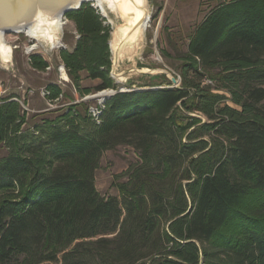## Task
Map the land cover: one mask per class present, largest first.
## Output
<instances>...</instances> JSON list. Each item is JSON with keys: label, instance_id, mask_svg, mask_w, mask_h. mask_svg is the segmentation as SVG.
I'll return each mask as SVG.
<instances>
[{"label": "trees", "instance_id": "1", "mask_svg": "<svg viewBox=\"0 0 264 264\" xmlns=\"http://www.w3.org/2000/svg\"><path fill=\"white\" fill-rule=\"evenodd\" d=\"M65 16L78 37L58 56L73 86L92 91L85 71L94 91L117 89L105 18L89 4ZM176 58L179 86L71 103L27 126L18 96L0 95V264H264V0L218 4ZM119 145L139 161L105 196L94 173Z\"/></svg>", "mask_w": 264, "mask_h": 264}, {"label": "rangeland", "instance_id": "2", "mask_svg": "<svg viewBox=\"0 0 264 264\" xmlns=\"http://www.w3.org/2000/svg\"><path fill=\"white\" fill-rule=\"evenodd\" d=\"M226 1L229 0H147L150 19L143 31L136 55L122 65L123 68L137 67L142 72L132 71L122 79L114 80L117 88L144 89L149 88L150 84L167 86L170 77L179 73L176 66L180 64V60L176 57L186 51L189 36L212 8ZM84 4L95 7L103 16L95 1H86L82 5ZM104 18L111 31L121 23L118 14L108 8ZM74 31L75 24L68 19L59 30V44L52 48L46 42L31 39L24 32L4 34V41L11 46L12 54L10 62L0 61V95L18 96L26 111L25 126L39 118L34 115H54L68 104L84 101L88 105H94L100 99L83 100L85 96L90 97L98 93L93 88L99 83L98 79L88 78L85 71L81 72L80 86L92 89L86 95L77 91L69 78L65 80L60 77V74L63 76V73L66 75L67 73L65 69L59 74L58 67L62 63L58 52L60 48L73 49L76 40ZM32 42L35 43V48L26 53ZM162 51L167 57L163 56ZM31 53H41L48 60L50 69L37 70L31 67L29 61ZM50 82L57 83L63 90L60 99L53 103L52 107L41 95L42 88ZM228 103L234 106L231 102ZM5 152V148L0 146V155ZM138 161V153L127 145H119L104 151L94 173L96 189L105 196L118 195L117 189L112 185L113 182L117 179L124 181L126 179L124 173L128 167Z\"/></svg>", "mask_w": 264, "mask_h": 264}, {"label": "water", "instance_id": "3", "mask_svg": "<svg viewBox=\"0 0 264 264\" xmlns=\"http://www.w3.org/2000/svg\"><path fill=\"white\" fill-rule=\"evenodd\" d=\"M86 1L91 0H0V37L8 32L20 33L32 27L45 41L49 40L56 35L55 20H61L68 11L78 9ZM114 13L118 14L121 23L112 29L108 46L111 54L110 77L118 80L132 71L142 72L137 67L123 68L122 65L136 55L142 37L141 27H146L150 15L147 0H121L118 11ZM132 19H136L133 24L126 23ZM170 80L172 86H177L175 76H171ZM109 90V94L128 91L125 87Z\"/></svg>", "mask_w": 264, "mask_h": 264}, {"label": "bare ground", "instance_id": "4", "mask_svg": "<svg viewBox=\"0 0 264 264\" xmlns=\"http://www.w3.org/2000/svg\"><path fill=\"white\" fill-rule=\"evenodd\" d=\"M91 1H95L97 3V6L101 8L102 10V13L106 15V8L110 9L112 12H117L118 11V8H119V5H120V2L121 0H91ZM141 2H144V0H141ZM136 19H132V20H127L126 23L128 24H133L135 22ZM55 24V32H56V35L49 39V40H44L38 33H36L34 31V29L31 27V28H28L26 30V32L28 34L31 35V37H33L34 39L38 40V41H43V42H46L48 44H50V47H54L56 45L55 41L58 37V33H59V30L61 28V22H60V19L58 18L57 20H55L54 22ZM148 24V23H147ZM147 26V25H146ZM146 27H141V30L140 32L143 34V31L145 30ZM127 28L124 29V31L126 30ZM134 36H132L133 38ZM0 45L2 46V50L0 51V57L2 58L1 61L2 62H10L11 60V54H12V48L10 45H8L5 41H4V36H1L0 37ZM63 78L65 80L68 79V76L63 73ZM122 79V78H120ZM119 79V80H120ZM109 91L110 90H104L102 92H98L94 95H91L90 98L91 99H96V98H100L102 99V97L106 94H109Z\"/></svg>", "mask_w": 264, "mask_h": 264}, {"label": "built area", "instance_id": "5", "mask_svg": "<svg viewBox=\"0 0 264 264\" xmlns=\"http://www.w3.org/2000/svg\"><path fill=\"white\" fill-rule=\"evenodd\" d=\"M67 18L64 16V17H62L61 18V20H60V22H61V26L63 25V24H65L66 22H67ZM24 34H26L28 37H30L31 39H33V40H36V39H34L33 37H31V35L30 34H28L26 31H24ZM74 34H75V38H77L78 37V34H77V32L76 31H74ZM62 45V44H61ZM35 48V43L34 42H32L31 44H29V46L27 47V49H26V53H29L31 50H33ZM45 69L46 70H49L50 69V66H47V67H45ZM58 70H59V74L63 71H65V67L63 66V65H60L59 67H58ZM60 77H62L63 78V76H62V74H60ZM175 77L178 79V83H180V76L178 75V74H175ZM177 83V84H178ZM176 84V85H177ZM202 84H212V81H210L209 79H207V78H204L203 80H202ZM178 86V85H177ZM49 94V92L47 91V89L45 88V87H43L42 88V91H41V95L42 96H44V98L46 99V96ZM108 95H110V94H106L105 96H108ZM104 96V97H105ZM60 97H61V94H60V96L59 97H57V98H55V99H53V100H49V99H46L47 100V102H48V104L50 105V107H52L53 106V103H55V102H57L59 99H60ZM104 97L102 98V99H99L98 100V104H101L102 103V101H103V99H104ZM86 99H90V98H88V96H85L84 97V99L83 100H86ZM89 111H90V113L92 114V116H94V117H96L97 115H98V113H99V110H98V108L96 107V106H90L89 107Z\"/></svg>", "mask_w": 264, "mask_h": 264}, {"label": "clouds", "instance_id": "6", "mask_svg": "<svg viewBox=\"0 0 264 264\" xmlns=\"http://www.w3.org/2000/svg\"><path fill=\"white\" fill-rule=\"evenodd\" d=\"M60 35H62V33H60ZM55 43L58 45L59 44V36L57 37Z\"/></svg>", "mask_w": 264, "mask_h": 264}]
</instances>
